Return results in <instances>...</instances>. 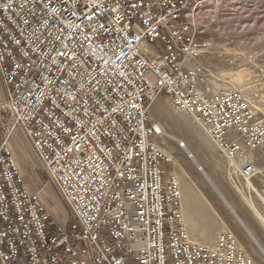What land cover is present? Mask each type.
<instances>
[{
  "label": "built area",
  "instance_id": "obj_1",
  "mask_svg": "<svg viewBox=\"0 0 264 264\" xmlns=\"http://www.w3.org/2000/svg\"><path fill=\"white\" fill-rule=\"evenodd\" d=\"M222 0H0V264H255L235 235L195 241L173 156L150 108L203 128L233 183L262 184L264 120L199 62ZM22 132L71 220L32 192L9 139ZM202 170V169H201Z\"/></svg>",
  "mask_w": 264,
  "mask_h": 264
},
{
  "label": "rangeland",
  "instance_id": "obj_2",
  "mask_svg": "<svg viewBox=\"0 0 264 264\" xmlns=\"http://www.w3.org/2000/svg\"><path fill=\"white\" fill-rule=\"evenodd\" d=\"M212 10L206 17V32L201 36L202 40L211 41L212 47L199 60L207 69V79L214 90L243 92L259 118L264 120V0H222L218 8ZM5 101L0 103V141L6 138L9 125L1 108ZM150 118L167 134L157 141L173 156L168 171L175 172L180 179L184 214L187 210L193 212L197 229L204 233L214 232L215 239L220 232L233 233L255 264H264L252 251L254 243L245 236L243 227L202 170L209 174L237 215L264 244V227L247 203L250 200L264 215L263 201L255 192L262 178L251 184V188H247L244 181L233 183L225 159L203 128L187 113L173 109L165 98L152 105ZM9 143L28 188L40 193L41 201L56 221L67 224L72 219L70 211L56 187L49 182L25 135L15 131ZM260 164L264 168V156ZM237 185L243 192L235 187Z\"/></svg>",
  "mask_w": 264,
  "mask_h": 264
},
{
  "label": "bare ground",
  "instance_id": "obj_3",
  "mask_svg": "<svg viewBox=\"0 0 264 264\" xmlns=\"http://www.w3.org/2000/svg\"><path fill=\"white\" fill-rule=\"evenodd\" d=\"M167 136L165 130L162 129V135L161 136ZM205 178L211 183V185L213 186V188L216 190V192L219 194V196L223 199V202L225 203L226 207L231 211V213L233 214V216L235 217V219L238 221L239 225L243 227L244 231H245V236L251 241L253 242L252 244L255 245L253 248V252L256 253L262 262H264V244L261 243V241L252 233V231L245 225V223L243 222V220L237 215V213L235 212L234 208L231 206V204L225 199V197L222 195V193L220 192V190L217 188V186L214 184V182L212 181V179L210 178L209 174L202 170ZM247 188H251L252 185L251 183H247ZM240 192H243V189H241V187H239L238 185L235 186ZM247 203L249 204V207L254 211L257 219L261 222V224L264 227V215L262 213H260L252 204V202L250 200L247 201ZM183 211H184V206H183ZM185 215V214H184ZM186 220V218H185ZM187 224V221H186ZM224 232V231H223ZM251 245V246H253Z\"/></svg>",
  "mask_w": 264,
  "mask_h": 264
},
{
  "label": "crops",
  "instance_id": "obj_4",
  "mask_svg": "<svg viewBox=\"0 0 264 264\" xmlns=\"http://www.w3.org/2000/svg\"><path fill=\"white\" fill-rule=\"evenodd\" d=\"M6 99V89L5 86L0 78V103H2ZM14 152V149L12 147ZM33 150V149H32ZM34 153V151H33ZM15 154V152H14ZM35 154V153H34ZM185 218L187 219V227L190 230V234L192 238L197 242H205L206 244H211L215 241V233L214 232H207L204 233L201 229H197L195 224V214L190 212L189 210L185 211ZM194 214V215H193Z\"/></svg>",
  "mask_w": 264,
  "mask_h": 264
}]
</instances>
